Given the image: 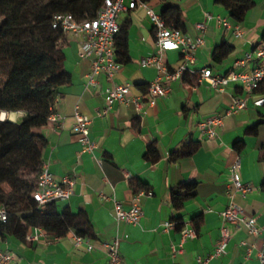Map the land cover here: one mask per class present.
I'll list each match as a JSON object with an SVG mask.
<instances>
[{
  "label": "crops",
  "instance_id": "1",
  "mask_svg": "<svg viewBox=\"0 0 264 264\" xmlns=\"http://www.w3.org/2000/svg\"><path fill=\"white\" fill-rule=\"evenodd\" d=\"M170 2L182 10L181 31L192 38L203 33L204 44L194 51L195 61L189 65L191 71L172 80L168 95L158 98L141 113L132 103L116 102L106 114L97 115L105 105L107 85L127 80L133 84L131 94L139 95L159 74L156 68L140 64V58L156 49L152 24L143 7L119 16V24L126 17L130 20L127 35L130 59L121 63L110 80L101 74L93 86L86 88L89 61L79 57L82 37L67 35L60 43L65 68L71 75V82L59 88L53 104V111L64 116L63 127L58 129L47 122L34 132L46 138L42 160L55 179L74 178L72 194L67 200L57 201L58 206H68L72 212L84 210L93 223L95 237L88 239L92 246L88 249L86 241L75 243L73 231L57 238L46 233L36 240L27 239L34 232L31 228L24 239L0 236V248L8 249L14 256L10 264H105L102 245L105 241L117 243L123 264H258L257 248L262 237L248 235L242 225L231 226L233 236L221 255L209 256L220 235V213L229 201L231 168L237 158V173L253 189L245 195L235 194L233 200L243 216H255L256 223L264 226V105L255 104L261 97L251 94L246 108L225 114L233 98L243 94L239 85L229 83L220 91L200 82L198 70L208 67L213 73H225L232 69L236 59L253 50L264 32V0H254L241 21L231 18L229 11L213 0ZM149 4L158 12L163 7L159 1ZM204 12L226 18L230 27L212 18L201 32L195 24L204 20ZM236 28L240 35L235 34ZM222 42L233 49L221 60H214L213 51ZM164 61L168 71H173L181 64L182 55L177 50H169ZM75 106L91 119L89 138L96 143L92 153L82 151L72 131ZM17 112L10 113L15 118ZM216 114L223 116L222 125L215 128L216 137L207 138L196 123ZM21 115L22 112L17 118ZM254 126L256 131L248 132ZM188 141L199 143L196 151L171 159L170 155ZM238 141L242 143L239 150L234 147ZM151 145L159 154L154 162L145 157ZM193 182L196 186L193 195L180 208H175L172 193L184 194L182 186ZM134 189L152 192L140 198L142 218L135 225L117 221L110 211L112 200L128 208L133 203ZM195 216H200V221L193 237L181 241L176 227L162 230L164 221L177 217L182 218L183 227L193 228L191 219ZM250 245L253 248L247 255L246 247ZM172 246L180 251L173 255Z\"/></svg>",
  "mask_w": 264,
  "mask_h": 264
},
{
  "label": "trees",
  "instance_id": "2",
  "mask_svg": "<svg viewBox=\"0 0 264 264\" xmlns=\"http://www.w3.org/2000/svg\"><path fill=\"white\" fill-rule=\"evenodd\" d=\"M163 3L160 10L166 25L178 29L183 27L180 6L170 0H139ZM229 11L231 18L241 21L254 0H213ZM102 0H0V113L22 112L15 121H0V205L7 208L8 217L0 223V236L13 235L24 239L30 227H40L56 237L65 236L69 231L87 239L95 237L94 226L84 210L72 212L68 206L59 207L51 201L43 208H36L31 198L37 174L43 162L42 153L46 138L34 130L45 125L53 112L54 100L59 88L71 82V75L64 65V53L60 47L63 38L59 27H52L57 13H71L77 19L92 18ZM130 20L124 18L119 24L115 38V56L120 63L129 62L127 35ZM259 43H264V32ZM233 47L222 42L213 51L214 60H221ZM264 97V79L252 92ZM264 105V103H262ZM256 131V126L248 132ZM198 142L188 141L170 155L171 159L194 153ZM241 142L234 147L239 150ZM145 157L152 162L159 154L151 145ZM20 170L34 173L35 182L27 187V194L4 192V183ZM132 186V179H129ZM195 183L182 186L184 194L172 193V203L180 208L185 199L193 195ZM138 190L134 189V193ZM175 227L183 228V220L174 218ZM200 216L191 219L196 232Z\"/></svg>",
  "mask_w": 264,
  "mask_h": 264
},
{
  "label": "built area",
  "instance_id": "3",
  "mask_svg": "<svg viewBox=\"0 0 264 264\" xmlns=\"http://www.w3.org/2000/svg\"><path fill=\"white\" fill-rule=\"evenodd\" d=\"M143 7L145 15L152 24V32L155 40V52L151 55L140 58V64L146 67H154L159 74L150 80L144 92L139 95L131 94L132 83L125 80L121 83H111L104 89V107L97 112L98 116L106 114L112 105L116 102L124 104H133L135 110L141 113L145 107L153 106L158 98H164L170 92V82L185 72L191 71L189 65L195 61L194 51L204 44V34H198L194 38L185 34L181 29L166 25L160 12L156 11L149 3L139 0H102V4L92 18L77 19L71 13H57L53 18L52 27H59L63 38L67 35H80L79 57L89 61V71L85 80V87H91L96 83L99 75H104L107 79L119 71L121 63L115 56V38L119 31V16L122 12L133 10L136 7ZM216 18L217 22L228 28L230 24L226 18L213 16L209 12H204V20L197 22L195 26L204 32L208 22ZM235 34L241 32L235 29ZM169 50H177L182 55L181 64L173 71H168L167 64L164 61V55ZM199 81L205 82L209 86L223 91L229 83L239 85L242 95H236L232 103L225 110V114H232L240 109L246 108L248 96L252 94L257 84L264 79V43L255 44L253 50L246 52L243 57L234 61L231 70L225 73H213L208 67L198 70ZM264 97L255 100V104L262 105ZM72 131L76 134L78 142L82 146L83 152L92 153L96 143L89 138V124L91 119L81 113L75 106L73 111ZM223 116L220 114L211 115L198 120L197 129L207 138L217 136L216 127L222 125ZM64 116L57 112H52L47 122H51L58 129L63 127ZM239 167V158L234 162L231 168V190L229 191V201L226 207L221 211L220 235L216 245L209 257L219 256L224 251L228 241L233 236L231 226H244L248 235L252 237H262V243L257 248L258 264H264V226L256 223L255 216L245 217L242 215L239 206L234 202L235 194L245 195L253 189L251 184L242 182L237 168ZM74 178L63 176L61 179H55L49 171L48 165L42 162L35 188L31 192V198L36 208H43L51 201L67 200L73 192ZM150 190H139L134 194L133 203L125 208L122 202L113 199L111 213L117 221L125 222L130 225L137 224L143 216V209L140 198L150 196ZM101 197H105L101 195ZM8 212L4 205H0V223L7 220ZM175 227V222L166 220L162 223V230L168 231ZM34 229L32 234L27 235V239L36 240L39 236H44L47 232L40 227H30ZM181 241L185 238L193 237L195 231L191 227H183L180 230ZM55 238H57L55 236ZM75 243L82 241L88 243V249L92 246L87 238L81 236L74 237ZM245 244V242H241ZM105 255V264H123L122 256L116 242L105 241L102 243ZM180 245V244H179ZM252 245L246 247L247 255L250 254ZM173 255L180 250L172 246ZM14 259L13 254L8 249L0 248V264H10ZM137 264V263H133ZM178 264V263H174Z\"/></svg>",
  "mask_w": 264,
  "mask_h": 264
},
{
  "label": "rangeland",
  "instance_id": "4",
  "mask_svg": "<svg viewBox=\"0 0 264 264\" xmlns=\"http://www.w3.org/2000/svg\"><path fill=\"white\" fill-rule=\"evenodd\" d=\"M122 15V14H121ZM21 112L16 113V117L14 118L13 113L6 114V118L9 120H16ZM4 119V120H5ZM35 178L34 173H31L27 170H20L16 175H14L12 178L7 180L3 185L4 192H18L21 194H27V187L28 184L32 183L34 184Z\"/></svg>",
  "mask_w": 264,
  "mask_h": 264
},
{
  "label": "bare ground",
  "instance_id": "5",
  "mask_svg": "<svg viewBox=\"0 0 264 264\" xmlns=\"http://www.w3.org/2000/svg\"><path fill=\"white\" fill-rule=\"evenodd\" d=\"M0 115H2V116H3V118H2V119H0V121H3V120L5 119V117H6V114H5V112H3V111H2V112L0 113Z\"/></svg>",
  "mask_w": 264,
  "mask_h": 264
},
{
  "label": "clouds",
  "instance_id": "6",
  "mask_svg": "<svg viewBox=\"0 0 264 264\" xmlns=\"http://www.w3.org/2000/svg\"><path fill=\"white\" fill-rule=\"evenodd\" d=\"M3 118V116L2 115H0V119H2Z\"/></svg>",
  "mask_w": 264,
  "mask_h": 264
}]
</instances>
